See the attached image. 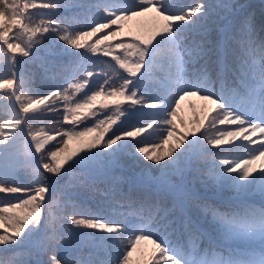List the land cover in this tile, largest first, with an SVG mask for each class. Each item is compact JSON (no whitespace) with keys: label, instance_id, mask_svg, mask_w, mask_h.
I'll use <instances>...</instances> for the list:
<instances>
[{"label":"trees","instance_id":"16d2710c","mask_svg":"<svg viewBox=\"0 0 264 264\" xmlns=\"http://www.w3.org/2000/svg\"><path fill=\"white\" fill-rule=\"evenodd\" d=\"M61 6L57 9L49 10L37 7L28 9L26 12L32 13L34 24H39L41 20L51 16L53 19H59L63 28H70L74 31L89 30L88 25L93 21H103L108 9L98 7L104 5L113 10H126L134 6V0H56ZM196 4L204 5L208 13L206 18H200L199 13L192 17L195 23L189 25H177L174 27L176 38L182 40L181 46L195 48V45L201 41L205 33L209 38L217 40L223 34V30L234 28L237 31L245 20H249L254 29L253 48H258L260 38H264V0H161L160 6L168 14H179L186 11L189 7ZM83 5V7H80ZM156 14L149 12L143 16L133 17L122 22L123 27L112 25L110 29H102L95 36L88 37L85 44H95L97 39L101 43L96 45L98 51L92 53L85 49H69L67 45L56 40L52 36H46L44 42L35 45L36 50L33 57L24 60L16 53L17 60H24L16 68L12 67L10 59L5 58L8 54L7 46L0 49V82L2 79H13L15 73L14 87L2 88L0 95H4L8 100L13 97V106L19 110L20 104L27 101L32 95H47L49 91L68 89V94L73 100L84 99L85 93L91 95L88 91L91 85L94 91H104L107 100V91L102 90L99 85L104 83L105 79L111 78L118 85L121 83L117 73H123L113 59L114 55H124L123 49L116 48L121 41L128 42L136 35H147L154 27ZM187 23V22H174ZM109 31L117 32L115 37L109 36L107 40L103 37L109 34ZM13 43H20L24 46L29 40L30 34L24 29L20 30L19 37L13 33ZM50 35V34H49ZM34 39V38H33ZM2 45V41H0ZM111 48V54L104 55L105 48ZM11 54H8L10 57ZM249 61L255 59L259 62V53L254 52L248 57ZM184 80H177V70L175 57L170 46L162 43L157 49L151 63L150 69L141 77L136 86L142 95L151 100L160 98L161 100L172 99L180 90L191 88L196 83L193 77L192 63L187 55L184 56ZM212 81L200 84L201 89L212 91L221 98L226 108L231 109L242 118L261 121V110L259 106L253 107L251 103L242 100L246 91L242 85L233 82L231 73L228 75L227 86L222 85L216 77L215 66L209 62ZM91 70L92 77H88L90 84H85L82 89L69 88L68 86L83 82L84 72ZM126 74V73H125ZM174 77V80L168 78ZM23 80L24 91H17L16 95L21 97L17 101L13 92L21 88ZM55 102V101H53ZM108 108L101 109L100 101L93 107L96 116H90L85 120V124L92 127L97 117L106 119L111 115L115 118L116 107L113 102L107 100ZM48 103V102H46ZM130 102L122 101L120 107H127ZM203 103V102H202ZM199 99L195 96H188L180 102L177 110L176 127L173 129L175 136L169 140L168 145H164L160 151H165L166 146L174 145L177 140L189 131H194L196 126L194 120L199 118ZM63 98L61 97L57 104V112L44 111L40 114V119L29 121L33 124V129L37 132L51 129L56 126L57 120L63 118ZM41 109L44 105L40 106ZM205 108V107H204ZM206 110V109H205ZM204 110V111H205ZM39 111V110H37ZM160 113L144 108L129 109L126 117H120L122 123L113 125L111 131L125 128L128 131H134L136 126L144 128L136 137H126L124 141L113 145L104 151L103 149H94L92 152H82L67 166L70 172L61 173L59 178H50L48 187L53 198L43 210L44 218L37 225L36 230L29 232L28 229L18 238L17 243L7 246L0 245V260H6L9 264H21L28 260L34 264L37 260H46L47 256L36 251V244L39 236L43 234L45 220L48 221L49 234L59 235L61 233H71L67 239L60 241L58 253L60 256L81 261L82 264H115L122 259L125 251H134L138 246L144 249L138 251V260L141 256L150 255L152 259L139 260L137 264H154L159 258V253L155 252L154 245L148 241H141L134 249L128 246V235L121 236L116 241L113 237L99 229H89L83 225H74L67 219L68 216H74L75 219H91L98 217L104 222H117L122 224L132 223L145 231L150 230L159 236L162 243L169 247L176 246L185 252L191 251V245L186 237H183V229L180 221L185 212L193 211V202H203L211 205L218 212L227 217L248 216L258 214L264 209V197L257 190L258 185L264 184L257 173L251 182L239 180L237 174L214 175L206 183H202L200 176L206 175L211 171V164L217 165L221 160L228 156L229 158L243 156L248 158V149L264 143V134L258 131L253 134L249 124H245V131L236 137L221 136V133L229 131L238 132L235 124L210 125L209 113L206 118V128L201 134L195 154L189 159V166L184 164L181 152L186 150L189 145L188 140L184 142L173 154L176 165L173 163L160 167L158 165H149L148 162L139 154H135L133 142L148 141L150 143H141L139 146L150 149L154 144L162 143L167 132L160 136L154 132L156 126L148 128L147 124L155 115ZM7 116V112L0 107V123ZM119 125V126H118ZM170 127V126H169ZM28 132L27 126H25ZM77 130H81L78 125ZM4 133V130H3ZM23 132L21 131V136ZM19 135V136H20ZM189 137V135H188ZM216 137L226 140L222 145H210L208 139ZM254 141L255 143H249ZM56 141H50L54 144ZM48 145H45L47 147ZM77 144L72 142L69 147L75 148ZM54 150V149H53ZM213 154L218 157L213 161ZM165 159H171L165 157ZM39 164V163H38ZM39 168V166H36ZM260 171H264L259 165ZM43 171V169H41ZM258 171V172H260ZM46 175H48L46 173ZM33 173L31 167H26L13 173L0 183H14L18 186H27L33 182ZM246 190L234 200H225L230 198L232 193L239 190ZM262 197V200L258 199ZM5 194L0 193V201L5 200ZM5 204L0 202V207ZM17 212L20 210H16ZM169 212L164 219H160L165 212ZM13 213H5V219ZM202 237L196 241V249L200 264H261L264 255L259 251L258 244H254L240 235V233L230 224L220 221H213L211 212L207 214L194 211ZM207 215V216H205ZM171 221V223H169ZM6 225L0 226V234L11 235L10 229L6 231ZM31 227V226H29ZM208 232L205 233L202 228ZM136 234H139L137 232ZM123 241V243H121ZM144 243H148L146 246ZM49 256L51 253L48 254ZM132 254L131 264H134ZM148 261V262H147ZM147 262V263H145Z\"/></svg>","mask_w":264,"mask_h":264},{"label":"snow or ice","instance_id":"6c2138e0","mask_svg":"<svg viewBox=\"0 0 264 264\" xmlns=\"http://www.w3.org/2000/svg\"><path fill=\"white\" fill-rule=\"evenodd\" d=\"M160 3L161 0H134V6L120 11L109 9L104 5H97L108 9L107 14L103 17L104 22L95 20L91 25H88L89 30L74 31L70 28H63L61 26L62 22L59 19H53L51 16L33 26L32 13L26 12V10L39 7L54 11L61 6L56 0H0V41H2L0 49L4 45L7 46L8 54L11 55L9 57L8 54H5V58L10 59L13 68H16L24 60L33 57V52L36 50L35 45L44 42L46 36L54 37L67 45L69 49L86 48L87 51L96 53L98 51L96 45L100 44L101 41L97 39L95 44L86 45L84 42L88 37L95 36L102 29H110L112 25H119L122 28V22L133 17L143 16L149 12L156 14L154 27L147 35H136L128 42L121 41L116 45V48L123 49L125 53L124 55L113 56L119 68L124 70L123 73H117L121 83L117 85L114 80L109 78L99 85L102 90L110 89L107 91V100L117 105L115 118L111 115L107 116L106 119L97 117L92 127L84 123L90 116H96V112L92 109L98 100L101 109L108 108L105 92L94 91L90 85L88 91L91 92V95L85 93L82 100L79 98L73 100L68 94V89L49 91L47 95H32L27 101L21 102L19 111L14 116H9L3 123H0V137H2L0 138V146L7 147L21 134V129L24 130L27 126V135L31 138L32 149L34 148V151L25 153L23 156H17L15 159H0V165H8L13 173L31 167L34 177L33 182L27 186L0 183V193L5 194L6 197L5 200L0 201L5 204L4 207H0V226L6 225V231L9 229L11 231L10 236L0 234V245L15 244L26 229L29 232L36 230L37 225L44 218L43 210L45 206L54 195L49 192V179L59 178L61 173H69L70 168L65 166L69 165L80 153L92 152L98 148L107 151L113 145L124 141V138L136 137L144 131V128L139 126H136L134 131H128L125 128L117 130V127L105 137L112 126L117 124V120H120L119 125L122 123L120 117H126L129 109L146 107L155 110L164 103L160 98L151 100L142 95L136 86V82L144 77L150 69L152 59L162 43H167L173 52L177 80L180 82L184 80V56L187 55L189 61L193 62V77L196 83L191 88L180 90L172 97L168 108L155 115L150 119L151 123L147 124L148 128H152L154 124L156 126L154 132L160 136H163L165 131L167 132V136L163 138L162 143L153 145L151 151L155 154L150 155L149 148L139 146L141 143H150L148 141L133 142L135 154H139L140 157L150 162L149 165H160L162 161H170L173 165H176V161L166 160L165 157L173 158V153L189 139L188 135L181 136L174 145H170L165 151L159 149L163 148L164 145H168L169 140L175 136L173 129L176 127L174 122L177 119V110L180 107V102L188 96H195L206 102L204 107L207 113H212L209 117L210 125L215 126L216 123L237 125L238 132L229 131L221 133V136L236 137L245 131V124L250 125L253 134L257 131L264 134V122L242 118L231 109L226 108L223 100L212 91H205L200 87L201 83L212 81L211 70L208 66L211 62L215 66V74L219 82L227 86L228 75L231 73L234 78L233 82L242 85L246 91V95L242 100L251 103L254 108L259 106L261 119L264 120V38H260L258 48H253L252 45L255 43L253 40L254 29L251 22L245 20L239 31H237L236 26L223 30V34L217 40L209 38L205 33L204 38L195 45V48H189L186 45L181 46L184 38L181 37L179 40L176 38L174 27L193 24L195 20L192 17L197 13H199L200 18H206L208 13L205 11L204 5L196 4L179 14H168L162 9ZM80 7H83V5H80ZM21 29L30 34L29 40L24 46H21L20 43H13L12 36L9 35V33H13L18 38ZM261 31H264V27L261 28ZM116 35L117 32L109 31V34L104 36L103 39L107 40L109 36L115 37ZM257 51L259 62L255 59L250 62L248 57ZM16 53H19L24 60H17ZM110 54L111 48H105L104 55L108 56ZM92 76L93 72L87 70L84 72L85 79L83 82L75 85L70 84L68 87L82 89L85 84H90L87 78ZM14 79L15 73H13V79H2L0 89L13 88ZM23 84L24 82L21 80V88L16 89L13 95H16L17 91H24ZM61 97L64 105L62 121L57 120L56 126L51 129V132L48 129L35 131L33 124L29 121L39 120L40 114L44 111L57 112V104ZM16 99L20 101L21 97L16 95ZM125 100L130 102L128 106L120 107L121 102ZM41 105H44L43 109L40 108ZM193 123L196 126L195 130H199L203 126L202 120H194ZM78 125L81 130H77ZM5 128L12 129L7 136H4L3 133ZM49 141H56V143L49 144ZM72 142L77 144L75 148L69 147ZM225 143L226 140L216 137L208 139L210 145ZM249 143L254 144L255 142L249 141ZM45 145L48 146L45 147ZM34 158L39 163V168L33 164ZM217 158L213 154L212 162H215ZM257 161H260V166L264 169V143L249 148L247 159L243 156L232 158L225 156L218 165L212 163L211 171L200 176L199 179L202 183H206L214 175H230L233 173L237 174L241 181H247L254 173H259L261 179H264V171H256ZM257 190L264 197V184L258 185ZM196 209L205 214L211 212L213 221L218 220L233 226L246 240L258 244L259 251L264 255V209L260 210L258 214L227 217L209 204L194 201L193 211L185 212L183 219L180 221L183 237H186L191 245L190 252H185L173 245L169 247V245L162 243L159 236L152 231H145L132 223L104 222L98 217L75 219L74 216H68L67 219L74 225L102 230L111 235L115 241L121 236L131 233V235H128V246L132 249L141 241L152 243L155 252L159 253V258L154 261V264H200L201 259H198L199 252L196 249V241L202 237V233L194 214ZM16 210L20 211L17 212ZM5 213L13 214L9 215L6 220ZM168 213L166 211L160 219H164ZM137 232L139 234H136ZM70 234L50 235L48 221L45 220L44 231L37 240L36 251L47 256V259L37 260L34 264H82L81 261L68 256H60L58 253L60 241L67 239ZM49 253H51L50 256ZM131 255L132 252L126 250L122 259L117 260L115 264H131ZM0 264H9V262L0 260ZM21 264H30V261L24 260ZM88 264H91V261ZM101 264H106V262H101ZM261 264H264V260L261 261Z\"/></svg>","mask_w":264,"mask_h":264},{"label":"rangeland","instance_id":"374dc122","mask_svg":"<svg viewBox=\"0 0 264 264\" xmlns=\"http://www.w3.org/2000/svg\"><path fill=\"white\" fill-rule=\"evenodd\" d=\"M168 78L171 79L172 81L174 80V77L168 76ZM1 91H2V89H0V93H1ZM11 97L12 96H10L9 98H11ZM171 100L172 99H169V98L163 100L164 103H162L158 109L153 110V109H148L146 107H145V109L146 110H153V111H157V112L165 111L168 108V105L171 102ZM199 102H200L199 106H203V107H201L200 110H199V113H200L199 115L200 116H199L198 120H202L203 121V126L201 128H199V130H194V131H189L188 132L189 145L187 146L186 150H183L181 152V157L184 160V164L186 166H189V159L195 154L196 148L198 146L199 138H200L201 134H203L204 129L207 127L205 120L208 117L209 113H207V111L204 108L206 102L201 101V100H199ZM10 103L11 102L9 100H7L4 95H0V107L4 111L7 112V116H6L5 119H7L9 116H14L19 111L18 109H16L13 106V101H12V104H10ZM5 119H3L1 123H3ZM226 125L229 126V124H226ZM3 130H4V136H7V134L12 131L11 128H5ZM21 131H23V129H21ZM0 138H2V137H0ZM166 149H167V146H166ZM32 151H34V148L32 149L30 137L27 134L26 135L22 134V136L21 135L18 136L7 147L0 146V159H4V158L15 159L17 156H23L25 153L32 152ZM171 159L173 161H175V157L174 156ZM166 160H168V159H166ZM32 162H33V164L35 166H39L38 162H37V164L34 162V160ZM170 163H172V162H170V161H164L163 162L162 161L161 164L158 165V166L163 167V166H166L167 164H170ZM259 165H260V161H257L256 166H255L257 172L260 171ZM11 174H12V170H11V168L9 166H7L6 169L0 171V180L3 181L5 179H7ZM256 174L254 173L253 176L248 178L246 187L251 182L252 178H254L256 176ZM244 192H246V190L242 189V190H239V191H236V192L232 193V195L229 196V197H230V199L237 198V197L240 196V194H244ZM198 225H201V224L198 222ZM148 243H144L143 245L146 246ZM142 249H144V248H143V246L140 245V246L137 247L136 250L132 251V254L135 257L134 259H132L134 264H137V261H139V260L142 261V260L152 259L150 255L146 254V250H144L145 251L144 256H141L142 258L138 260L137 259L138 258V256H137L138 255V251L142 250ZM147 262H145V263H147Z\"/></svg>","mask_w":264,"mask_h":264},{"label":"bare ground","instance_id":"6f19581e","mask_svg":"<svg viewBox=\"0 0 264 264\" xmlns=\"http://www.w3.org/2000/svg\"><path fill=\"white\" fill-rule=\"evenodd\" d=\"M7 166L8 165H6V164L5 165H0V171L6 169Z\"/></svg>","mask_w":264,"mask_h":264},{"label":"water","instance_id":"95a60500","mask_svg":"<svg viewBox=\"0 0 264 264\" xmlns=\"http://www.w3.org/2000/svg\"><path fill=\"white\" fill-rule=\"evenodd\" d=\"M23 133L26 135L27 133H26V131L25 130H23ZM31 139V138H30ZM30 144V143H29ZM34 160V162L37 164V160L34 158L33 159Z\"/></svg>","mask_w":264,"mask_h":264}]
</instances>
